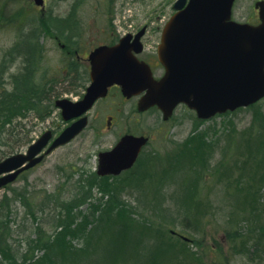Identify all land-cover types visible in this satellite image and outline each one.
I'll return each mask as SVG.
<instances>
[{"label":"rangeland","instance_id":"obj_1","mask_svg":"<svg viewBox=\"0 0 264 264\" xmlns=\"http://www.w3.org/2000/svg\"><path fill=\"white\" fill-rule=\"evenodd\" d=\"M173 2L46 0L45 9L41 11L33 0H0V74L6 78L23 64L20 56L12 59L17 55L15 46L20 31L39 26L37 36L43 55L39 73H44L45 79L59 82L73 71L66 53L74 49L71 41L85 46V42L94 45L108 40L112 37L111 30L117 28L122 34L123 25L131 20L137 22L144 12L153 11L154 17L168 16ZM238 3L241 8L237 10L238 15L244 18L253 15L255 0H239ZM52 14L63 17L64 34L49 26L47 18ZM59 42L67 45L66 51ZM84 80L85 77L73 86L75 88L70 86V91L64 89L65 81L59 82L58 89L62 93L58 97H76V91L83 90L80 86ZM49 111L47 119L39 120L34 114L23 119L25 130L30 129V142L23 145L13 142L17 152L25 151L46 129L59 131L66 126L60 109ZM109 114L117 117L111 130L106 126ZM88 115L89 126L74 140L54 150L10 187L0 189V216L6 212L10 215V243L14 252L25 251L28 237H35L40 228L54 230L55 215L61 210L59 201L69 202L78 197L72 204H79L86 200L77 208L86 214L84 212L99 204L104 205L110 198L107 199L109 192L105 189L111 187L116 189L114 195L119 197L120 209L125 206L140 221L151 219L153 226L162 227L166 243L174 250L166 264H176L177 258L185 264H264V98L209 120H200L193 110L180 105L171 120L165 122L160 111L151 109L139 113L134 100L127 102L118 90H113L110 97L97 102ZM20 125L14 122L10 130L17 127L13 131L20 132L23 129ZM125 131L152 136L144 155L152 153L153 160L146 166L142 159L143 165L140 163L136 170L141 175L134 177V172L102 180L96 173L98 153L109 149ZM172 147L174 151L183 150L185 157L182 162L177 158V169L169 172L170 168L158 161L164 162L165 151ZM4 148L11 154L8 146ZM196 150L197 159L190 158ZM197 168L198 179L193 184L183 182L182 177H187L186 182L192 180L189 178ZM149 173L152 175L150 184L143 185L142 177ZM22 193L33 200L36 214L23 203ZM84 193L86 196L80 197ZM44 200H47L44 208L36 206ZM171 230L190 237L194 243H185L172 235ZM73 243L83 246L82 238ZM0 264H5L1 253ZM119 264H131V261L122 260ZM137 264L147 262L141 259Z\"/></svg>","mask_w":264,"mask_h":264},{"label":"water","instance_id":"obj_2","mask_svg":"<svg viewBox=\"0 0 264 264\" xmlns=\"http://www.w3.org/2000/svg\"><path fill=\"white\" fill-rule=\"evenodd\" d=\"M44 6V0H34ZM234 0H177L178 10L166 24L159 58L166 68L156 80L150 69L129 54L124 40L115 46L97 47L91 54V84L84 97L73 102L56 100L65 120L85 113L94 102L118 83L124 95L146 93L138 108L145 111L157 105L168 119L175 107L183 102L196 110L201 119L217 113L236 110L264 97V5L258 25L232 19ZM88 123L81 116L68 125L38 155L52 138L44 132L27 152L7 156L0 161V188L39 163L46 154L70 142ZM148 137L124 135L110 150L100 152L98 174H119L131 167Z\"/></svg>","mask_w":264,"mask_h":264},{"label":"trees","instance_id":"obj_3","mask_svg":"<svg viewBox=\"0 0 264 264\" xmlns=\"http://www.w3.org/2000/svg\"><path fill=\"white\" fill-rule=\"evenodd\" d=\"M62 18L53 14L47 18V20H51L48 21L49 26L58 30L60 34H64L62 33L64 31L62 30L64 26ZM38 28L39 26H34L26 32L20 31L21 37L15 46L17 55L12 59L20 56L23 61L21 68L16 72H9L6 78L0 74V159L8 155L5 146H8L12 153V150H15L17 146L13 142H18L20 145L30 142V138H28L30 129L25 130L23 119L29 117L30 114L45 119L51 112L48 110L54 108V98L60 95L59 89L57 90L58 82L47 80L44 73H39L43 55L37 36ZM78 79H80L79 76L75 75L71 85H74L73 83ZM68 90L66 89V91ZM14 122L21 124L20 127L23 129L20 132L13 131L17 127H12L10 130V126ZM19 134H23V136L19 137ZM196 157H198L197 153L190 156L192 159ZM151 178V173L143 175L141 183L143 185L150 184ZM100 179L107 181L108 178ZM107 185L109 184L107 183ZM105 191L109 192L110 200L108 199L102 207L98 206L91 209L89 213L82 214L76 228L71 226V221H74L75 217L72 216L68 222L69 214L67 212V217H62L55 224L61 230L53 239L50 235H46L41 228L37 230V236L30 239V246H34L32 243L36 246L51 245L45 256L27 264H119L122 260H130L131 264H137V261L141 259L147 264H166L165 262L173 256L174 250L170 246L171 250L166 243L162 227L153 226L151 219L140 221L125 206L120 209L119 197L114 195L115 188L109 187ZM21 196L23 203L27 204L28 209L36 214L33 212V210L35 211L33 200L28 198L26 193H22ZM85 196L84 193L80 197ZM74 199L76 200H72L77 201L78 197ZM85 201H81L79 204L75 203L76 207L85 204ZM65 203L67 202H63V200L57 203L61 208L58 213L62 211L63 207L61 206L66 205ZM46 204L47 200H44L38 204L39 206L36 203V206L44 208ZM6 213L0 216V253L9 261V264H18L11 251L13 247L10 243V215L8 212ZM160 220L162 221V219ZM71 238H82L83 246H77ZM31 250L34 254V248ZM27 258L25 256L24 260L26 261ZM176 264H185V261L177 258Z\"/></svg>","mask_w":264,"mask_h":264},{"label":"flooded vegetation","instance_id":"obj_4","mask_svg":"<svg viewBox=\"0 0 264 264\" xmlns=\"http://www.w3.org/2000/svg\"><path fill=\"white\" fill-rule=\"evenodd\" d=\"M238 1L239 0H236L233 5V18L238 21H245L251 24L260 23L261 14H260L259 6H260V2H263V5H264V0H255L253 10H252L253 15L247 18H244L243 16H240L237 14V10H241V8L239 7ZM173 13H174L173 5H172L171 13H168L167 14L168 16H164V17H159V16L154 17L153 11L144 12V16L140 18L137 22H135L134 20H131L129 23H125L126 25H123L124 31L122 32V34L119 33L118 31L119 29L117 30L116 28L115 30H111L112 37L110 39L104 40L94 45H89L85 42V46H82V45L79 46L77 44L75 45L76 41L73 40L71 42L74 43L73 44L74 49L66 51L67 45L65 43L59 42L61 45V48L64 49V51H66V53L69 55L68 60L71 59L70 61L71 68L73 69L71 75L68 74L67 77H62L63 81H65L64 83H66L67 86H70L71 82H74L73 81V78L75 76L74 73L78 71L82 74L87 73V75L85 76V81L83 82L84 89L82 91V94H79L76 100H79L82 98V96L84 95L86 91L87 86L90 84L91 65H90V60H89V54L98 46L115 45L119 43L123 39V37L126 38V44L124 45L126 50L136 55L138 59L141 60L142 62L146 63L151 69L153 76L155 78H160L164 74L165 69L159 60L157 48H158V43L160 42V38L162 35V31L164 29V26L168 22L170 15H172ZM139 48H141V50L137 51V49ZM71 56L72 58H70ZM113 90H118L121 93L120 86L115 84L109 88L108 95L105 98H101L99 101L110 97ZM121 95L123 96V94ZM123 98L127 102L132 101V100H134L136 103L138 102L137 96H133L131 98H126L125 96H123ZM116 123H117V117L113 114H109L107 116V122H106V126L109 128L108 130H111V128H113ZM52 131L57 133L55 128L52 129ZM128 132L133 133V134H138V135L144 134L149 137V142L152 140V136L149 134H146L143 132L137 133L136 131H125V132H121L120 135L116 137V139L114 140V143L111 144L109 148H112L119 141V139L124 134H127ZM176 152L177 151L173 150V147L167 148V151H165L164 153L166 156L164 160V166L169 167L168 159L171 158ZM140 153L141 154L139 155H142L144 153L143 150ZM142 159H144V161L146 162H151L153 160V154L152 153L150 155L145 154L142 157ZM138 163H135L134 166L130 168L129 171H132L135 168V165Z\"/></svg>","mask_w":264,"mask_h":264},{"label":"bare ground","instance_id":"obj_5","mask_svg":"<svg viewBox=\"0 0 264 264\" xmlns=\"http://www.w3.org/2000/svg\"><path fill=\"white\" fill-rule=\"evenodd\" d=\"M108 198H109V196L107 197V199ZM73 200H76V199H73ZM73 200L71 199V201H69V202L66 201L67 202V203H65L66 205L61 206V207H63V209H62L61 212H59V213H57L55 215V220H54L55 223H54V226H55V224L57 222H59L62 219V217L66 216V214L68 212V214H69V216H68V222H69V219H71L72 216H74L75 217V220L74 221H71V226H72V228H76L77 227V224L81 220V215H82V213H80L81 211H79L77 208L80 205L83 206V204H80L77 207H76L75 204L72 206L71 203L73 202ZM98 206L102 207V204H99ZM84 213H89V212H84ZM90 221L92 222L93 220H90ZM59 230H61V228L55 226L54 227V230L52 232H49L47 230H42V231L45 232L46 235H50L52 237V239H53L54 236L58 233ZM39 233L41 234L42 232H39ZM36 236H37V234L35 235V237ZM35 237H31V238L28 237V240L26 241L25 251H23L21 253L12 252L13 253L12 254L13 257L16 260V262H18V264H24V263L27 264L30 261H33L35 259L38 260V259L42 258L43 256H45L46 253L49 251V248H50V245L51 244H49L47 246H44V245L36 246L35 244L32 243V245H34V246L31 247L30 244H29V242L31 241L30 239H34ZM79 237H80V235H79ZM75 239H77V238H73V239L71 238L72 241H74ZM33 248H34V254H33L32 250H31ZM31 254H33V255H31ZM25 256L28 257L26 261L24 260ZM2 259H3V262H5V264H9V261L7 259H5V257L2 256Z\"/></svg>","mask_w":264,"mask_h":264}]
</instances>
